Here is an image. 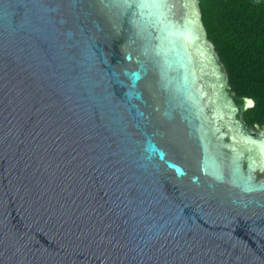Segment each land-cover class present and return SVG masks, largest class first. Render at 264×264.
<instances>
[{"label": "water", "instance_id": "95a60500", "mask_svg": "<svg viewBox=\"0 0 264 264\" xmlns=\"http://www.w3.org/2000/svg\"><path fill=\"white\" fill-rule=\"evenodd\" d=\"M199 0H0V264H264V126Z\"/></svg>", "mask_w": 264, "mask_h": 264}, {"label": "trees", "instance_id": "16d2710c", "mask_svg": "<svg viewBox=\"0 0 264 264\" xmlns=\"http://www.w3.org/2000/svg\"><path fill=\"white\" fill-rule=\"evenodd\" d=\"M202 21L230 90L251 98L248 126H264V0H199Z\"/></svg>", "mask_w": 264, "mask_h": 264}]
</instances>
